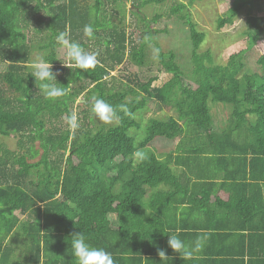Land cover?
Listing matches in <instances>:
<instances>
[{
  "label": "trees",
  "instance_id": "1",
  "mask_svg": "<svg viewBox=\"0 0 264 264\" xmlns=\"http://www.w3.org/2000/svg\"><path fill=\"white\" fill-rule=\"evenodd\" d=\"M108 1L120 23L104 0H0V233L8 236L17 224L31 244L34 264L40 259L41 264H77L71 237L80 231L92 247L111 253L114 264H264V15L254 13L255 0H248L217 19L220 29L247 7L258 56L256 69L246 72L240 51L217 65L209 51L199 54L204 33L188 10L194 0L176 2L170 15L189 29L190 78L173 51L158 48V71L171 74L165 83L152 86L157 75L146 81L131 75L127 79L137 88L115 89L110 75L115 66L126 58L143 64L154 31L134 10L146 21L149 37L134 41L122 25L123 0ZM164 1L141 0L136 8ZM85 26H91V35ZM59 32L88 53L92 41L102 43L96 67L83 70L70 59L61 62ZM34 45L51 63L58 86L70 85L66 96L53 101L37 88L28 65ZM81 94L79 127L72 130L68 117ZM96 99L115 109L113 124L94 123ZM149 99L174 113L150 117L136 142L129 130L139 128L135 115ZM214 103L231 106L225 128L213 123ZM3 137L16 139L14 150ZM158 138L177 145L160 151L152 144ZM136 152L143 159L134 157ZM17 210L28 216L23 223L14 215ZM170 234L207 250L184 257L168 246ZM9 253L0 240V264Z\"/></svg>",
  "mask_w": 264,
  "mask_h": 264
},
{
  "label": "rangeland",
  "instance_id": "2",
  "mask_svg": "<svg viewBox=\"0 0 264 264\" xmlns=\"http://www.w3.org/2000/svg\"><path fill=\"white\" fill-rule=\"evenodd\" d=\"M81 3L93 4L95 0H79ZM141 0H123L121 4L125 11L123 15L122 25L125 27L127 34L130 38L136 40L138 43L144 42L149 37L146 32V21L140 19L139 14L133 13L138 10L147 21H150L153 26V35L149 39L150 42L145 46V57L143 64H137L132 60L126 58V61L121 65H116L115 69L111 72L115 89L120 86L131 85L133 83L127 79L128 76L136 75L140 80L146 81L151 76H156L158 79L153 82L152 86H160L165 83L171 74L165 71H158V60L153 59L154 49L160 48L162 52L173 51L175 53V60L184 72L185 78H190V73L193 69L191 59V41L189 36V29L187 25L179 20L176 15H170V8L176 2L188 3L189 0H165L163 3H148L139 9L136 8ZM248 0H194L189 6L191 19L196 23L197 29L204 33V39L198 50L199 54L209 51L211 62L213 65L224 64L230 54L234 52H242L245 57V67L243 71L252 72L256 69V59L258 51L254 48L252 35L254 30L247 24V7L241 8L239 13L235 16L232 24H226L224 27L217 28V19L220 15L225 13L231 6L237 3H244ZM105 7L109 13L113 15V21L120 23V14L111 10L112 3L104 0ZM112 11V12H111ZM252 11L256 14L264 15V0H255L252 6ZM159 18L153 22L155 15ZM39 14H35L38 17ZM32 19L34 16H29ZM31 21V20H30ZM29 21V23H31ZM45 22L43 21V25ZM34 23H31L29 30H32ZM29 26V24H28ZM28 31V30H27ZM91 49L89 53H102L104 45L91 42ZM32 50L29 68L37 58H42V52L35 48ZM57 58L64 63L69 61L67 57V49L63 46L58 48ZM206 62V61H205ZM2 65V64H1ZM0 65V66H1ZM3 67H0V71ZM111 79V78H110ZM188 80V79H187ZM136 87V86H134ZM137 88V87H136ZM84 94V93H83ZM80 95L78 102L73 105L74 113L78 114L77 103L83 98ZM211 114L213 123L216 128H225L229 123L231 106L222 103H214L211 105ZM169 113L165 107H162L156 100L149 99L147 105L137 111L135 115L136 121L139 123V128H131L129 133L135 137L136 142L139 141L144 135V126L150 117L165 118ZM94 123L111 125L114 123L113 118L110 122L100 120L95 114L93 115ZM48 123V122H47ZM163 140V141H161ZM164 138L155 139L152 144H156L160 151L173 150L177 141H164ZM3 144L11 151L16 147V139L10 137L2 138ZM160 141V142H159ZM38 180L39 177H33ZM18 213L19 210L17 211Z\"/></svg>",
  "mask_w": 264,
  "mask_h": 264
},
{
  "label": "clouds",
  "instance_id": "3",
  "mask_svg": "<svg viewBox=\"0 0 264 264\" xmlns=\"http://www.w3.org/2000/svg\"><path fill=\"white\" fill-rule=\"evenodd\" d=\"M84 32L86 35H91V26H85ZM56 40L67 49V57L77 68L88 70L96 67L98 63L96 54L85 52L79 43L70 41L67 32H59ZM159 52L158 48L154 49L153 59H159ZM64 65L67 66L66 64ZM30 74L34 77L37 88L46 99L54 101L67 95L70 85L58 86L61 84L57 82L56 74L53 73L50 62L37 58L31 64ZM92 111L100 120L105 122H110L116 116L115 109L103 99L95 100ZM68 124L72 130L79 127L78 117L75 113L68 117ZM134 157L143 159V153L136 152ZM168 237V246L174 252L182 253L184 257L193 255V249L186 245L178 234H170ZM196 247H199V242H197ZM71 249L77 264H114L111 253L103 248L92 247L81 231L71 237ZM158 254L161 258H167L163 250H160Z\"/></svg>",
  "mask_w": 264,
  "mask_h": 264
},
{
  "label": "crops",
  "instance_id": "4",
  "mask_svg": "<svg viewBox=\"0 0 264 264\" xmlns=\"http://www.w3.org/2000/svg\"><path fill=\"white\" fill-rule=\"evenodd\" d=\"M18 211V210H17ZM17 211L14 212V215L18 218V223L22 221V223L28 218L26 213H18ZM20 212V211H19ZM158 223V222H157ZM165 225V224H164ZM18 225L16 224L14 230L8 236L3 235L0 233V240L2 242L3 250L10 251L8 255H4L5 263L4 264H12L14 262H19L21 264H34L33 261H30V246L31 244L28 242L26 237L20 233L18 230ZM192 233V232H191ZM193 250L194 247H191ZM206 246H199L196 248V251L204 250ZM207 250V248H206ZM42 258V257H41ZM42 259H40V264L42 263ZM193 263V262H192ZM195 264V263H193ZM225 264V263H223Z\"/></svg>",
  "mask_w": 264,
  "mask_h": 264
},
{
  "label": "water",
  "instance_id": "5",
  "mask_svg": "<svg viewBox=\"0 0 264 264\" xmlns=\"http://www.w3.org/2000/svg\"><path fill=\"white\" fill-rule=\"evenodd\" d=\"M81 101L83 100V99H80Z\"/></svg>",
  "mask_w": 264,
  "mask_h": 264
}]
</instances>
